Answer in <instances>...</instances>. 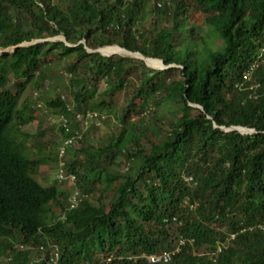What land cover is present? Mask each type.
I'll return each mask as SVG.
<instances>
[{
  "label": "trees",
  "instance_id": "16d2710c",
  "mask_svg": "<svg viewBox=\"0 0 264 264\" xmlns=\"http://www.w3.org/2000/svg\"><path fill=\"white\" fill-rule=\"evenodd\" d=\"M111 46L173 67L87 51ZM7 48L0 264H48L34 251L46 258L50 245L57 264H148L140 256L179 237L165 264H264V0H0ZM44 83L61 98L34 97ZM39 103L63 125L61 143L80 134L63 150L67 189L39 184L22 152ZM87 113L113 119L109 134H83L76 115ZM37 124L33 137L51 143L54 129Z\"/></svg>",
  "mask_w": 264,
  "mask_h": 264
},
{
  "label": "rangeland",
  "instance_id": "374dc122",
  "mask_svg": "<svg viewBox=\"0 0 264 264\" xmlns=\"http://www.w3.org/2000/svg\"><path fill=\"white\" fill-rule=\"evenodd\" d=\"M148 18H149V15L145 14L143 16V21L147 20ZM59 40H63V39L61 37L46 39V41H59ZM7 50H9V52H11V49H7ZM101 50H100V52L102 54L104 53L103 55L100 54L101 56H106V55L114 56L115 55V56H120V57L137 58L135 55L130 56V54H132V53H129V54L124 53L122 55L120 53L115 52V53L110 54L107 52V50H106V52H102ZM3 51L4 50L0 49V54H2ZM127 55H129V56H127ZM154 60H156V59H154ZM147 61H148V59H147ZM146 65H148V64H146ZM156 65H157L156 63H151V66L150 65H148V66L156 68L153 70H157V71L164 70V69H159L162 67V65L161 66H156ZM176 75H177L176 73H173L170 77H168V79L169 78L174 79L176 77ZM65 81H66V78H64L60 74V75L54 77L52 79L51 83L56 82V83L62 84V83H65ZM33 93H35V91ZM33 93H32V97H33ZM60 93H62L60 87H56V88L51 89V88H47V86L45 84V85H43V87L39 88V90L34 95V97H36L38 94L41 97L45 96L46 98H52V97L55 98V96H59L61 98ZM121 98L122 97L120 94H117L115 96V100L118 103L120 102ZM44 110H45V108H44L43 104L39 103V106L36 107L37 119H35L31 124H27L21 128V132L27 133L29 135V142L28 143L24 142L25 148L22 149V152L28 157V159L32 160L33 165L31 167V175L39 184H41L42 186L56 185L59 188L67 189L68 188V182H63V184H58L55 180V174H56V168H57L56 152H57L58 145L62 141L61 137H58V133L56 130L57 127L59 128V123H58L56 117L51 116L49 113L48 114L44 113ZM102 117H104V116H102ZM108 119H109V121H107L106 124H104L105 122H102V123L100 122V124H98L97 126H95L94 123H89L86 127V130L83 131V134L86 132H89V134H92L93 140H98L103 135L109 134V132H110L109 130L111 129V127L115 123V121L111 118H108ZM37 122L39 124L42 123L45 125H49L50 127H52L54 129L52 136L50 137L51 143H49L48 135L43 137L42 140H40V141L33 137L34 134L38 131V129L41 128L38 126ZM243 131H245V130H243ZM23 140H24V138H18L17 142L21 143V142H23ZM53 143H56V144L53 145ZM120 162L122 163V167L119 168L118 171L119 172L126 171V168L128 167L127 162L124 160H120ZM34 253H35L34 255H36V260H39L43 257V255L40 252L34 251Z\"/></svg>",
  "mask_w": 264,
  "mask_h": 264
},
{
  "label": "built area",
  "instance_id": "2783aa9c",
  "mask_svg": "<svg viewBox=\"0 0 264 264\" xmlns=\"http://www.w3.org/2000/svg\"><path fill=\"white\" fill-rule=\"evenodd\" d=\"M96 114H87V119H93L96 118ZM63 121V123H66V119H61ZM71 143V139L67 140L64 143V146L61 147L60 152H59V157H61L63 155V150L65 145H68ZM56 179L57 181L60 183L62 181H68V182H74L75 181V175L72 173H67L64 170V163L60 160L59 164H58V172L56 175ZM76 196H77V192L75 191L69 200V208L72 209L74 207H76L77 205V200H76ZM234 235H230V239L233 238ZM184 244V239L179 238L178 239V246L174 249V250H170V251H164L161 252L159 254L156 255H148L145 260L147 261V263L150 264H156V263H168L171 258L178 252V249L180 246H182ZM222 245H217L216 247V252H219L221 250ZM38 250L43 252L44 249L43 247H38ZM46 261L48 264H57L58 263V249L56 246H48V253L46 254Z\"/></svg>",
  "mask_w": 264,
  "mask_h": 264
},
{
  "label": "clouds",
  "instance_id": "9594fccd",
  "mask_svg": "<svg viewBox=\"0 0 264 264\" xmlns=\"http://www.w3.org/2000/svg\"><path fill=\"white\" fill-rule=\"evenodd\" d=\"M58 37H61V36H58ZM54 38H56V37H54ZM63 38V37H62ZM59 41H61V40H59ZM62 42H65V40L64 41H62ZM84 43V42H83ZM111 47H117V46H111ZM104 48H108V47H104ZM104 48H100V49H104ZM119 48V47H118ZM7 49H11V51H12V48H7ZM99 49V50H100ZM2 50H6V49H2ZM98 50V49H97ZM87 51H90V50H87ZM4 52V51H3ZM2 52V53H3ZM4 53H6V52H4ZM103 55V54H102ZM108 55H106V56H104V57H107ZM109 56H111V55H109ZM135 59V58H134ZM138 60V59H137ZM150 69V68H149ZM153 70V69H152ZM165 70V69H164ZM87 114H92V113H87ZM87 114L85 115V116H82L81 118L80 117H78L77 115H76V119H77V121L79 122V125L81 126V128L83 129V130H86V127H87V125L89 124V123H94L95 124V126H97L98 124H100V122L99 121H97L96 120V118H93V119H87ZM58 120H61V119H58ZM62 121V120H61ZM67 121V120H66ZM59 123V125H62L60 122H58ZM63 126V125H62ZM66 131V130H65ZM79 138H80V134H78V136H73V137H69V138H66V139H64L63 140V142L61 143V146L59 147V152H60V149H61V147L62 146H64V143L67 141V140H70L71 139V143L70 144H68V145H65V146H67V147H69L70 145H72V143L73 142H76V141H78L79 140ZM59 152H58V154H57V168H56V174H55V180H56V182L58 183V184H63V182H68V181H62V182H58L57 181V179H56V175H57V172H58V164H59V161L61 160L63 163H64V161L62 160V157H63V155L61 156V157H59ZM64 170H65V172H67L66 171V169H65V165H64ZM67 173H70V172H67ZM73 174V173H72ZM75 175V174H74ZM76 178V177H75ZM74 192H75V190H74ZM70 197H71V195L69 196V198H68V203H69V200H70ZM69 205H70V203H69ZM60 219L62 220V219H64V216H61L60 217ZM179 238H181V237H179ZM178 238V239H179ZM177 246H178V240H177ZM40 247H43V246H40ZM44 249V248H43ZM175 248H172V249H169V250H163V251H160V252H158V253H155V254H150V255H156V254H159V253H161V252H164V251H170V250H174ZM36 251L37 252H40L42 255H43V257L42 258H44V259H46L45 258V255H44V251L43 252H41V251H39L38 250V248L36 249ZM148 255H142V256H140V258L141 259H143L146 263H147V261L145 260V258L147 257ZM41 258V259H42ZM173 258V257H172ZM171 258V259H172ZM148 264H150V263H148ZM162 264H165V263H162Z\"/></svg>",
  "mask_w": 264,
  "mask_h": 264
},
{
  "label": "water",
  "instance_id": "95a60500",
  "mask_svg": "<svg viewBox=\"0 0 264 264\" xmlns=\"http://www.w3.org/2000/svg\"><path fill=\"white\" fill-rule=\"evenodd\" d=\"M62 38V37H61ZM63 40H61V41H64V38H62ZM28 45V44H27ZM21 46H26V44H24V45H20L19 47H21ZM121 49V48H120ZM101 50V49H100ZM100 50L98 49V50H94V51H88V52H90V53H99V54H101L102 55V53L100 52ZM122 50H124V49H122ZM124 51H126V50H124ZM4 52H9V50H4ZM3 52V53H4ZM126 52H128V51H126ZM128 53H131V52H128ZM132 54H134V55H138V57L137 58H135V59H138V60H140V61H142L143 63H144V65L146 66V67H148L147 65H146V63L144 62V60L143 59H146L143 55H141V54H139V53H132ZM161 63V62H160ZM161 65H162V67L161 68H159V69H168V68H170V67H173V66H164L162 63H161ZM148 68H150V69H154V68H151V67H148ZM215 126V125H214ZM221 129H223L224 131H233V130H235V131H237V132H239L240 134H252L253 133V130H250V129H247V128H242V127H230V128H221ZM241 129H244L245 131H241Z\"/></svg>",
  "mask_w": 264,
  "mask_h": 264
},
{
  "label": "bare ground",
  "instance_id": "6f19581e",
  "mask_svg": "<svg viewBox=\"0 0 264 264\" xmlns=\"http://www.w3.org/2000/svg\"><path fill=\"white\" fill-rule=\"evenodd\" d=\"M106 50H107V52L108 53H115V52H117V53H120V54H129V53H127L126 51H124V50H122V49H119L118 47H108V48H104V49H102L101 51L102 52H106ZM104 54V53H103ZM132 55H134V54H130V56H132ZM127 56H129V55H127ZM136 57H138V55H135ZM147 59H148V61H147ZM144 60V62L146 63V64H148V65H150L151 66V63H156L157 65L156 66H161V63L159 62V61H157V60H154V59H149V58H146V59H143ZM150 60V61H149ZM241 131H243V129H241Z\"/></svg>",
  "mask_w": 264,
  "mask_h": 264
}]
</instances>
